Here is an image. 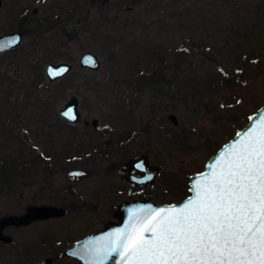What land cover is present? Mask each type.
I'll return each instance as SVG.
<instances>
[{
  "label": "rangeland",
  "instance_id": "rangeland-1",
  "mask_svg": "<svg viewBox=\"0 0 264 264\" xmlns=\"http://www.w3.org/2000/svg\"><path fill=\"white\" fill-rule=\"evenodd\" d=\"M190 1L197 7L182 15L189 26L180 27L181 16L170 17L169 9ZM165 3L168 10H163ZM76 6L74 0L0 3V35L16 30L24 15H61L59 23H52L57 27L24 35L20 46L0 54V121L5 119L6 128L15 133L11 137L2 129L0 138L11 139V148L28 151L27 156L36 154V146L53 167L45 170L46 160L41 161L31 175L2 191L0 216L23 212L32 203L61 204L67 210L62 218L7 227L12 241H0V264H39L46 257L51 258L49 264H77L64 257L63 249L114 220L107 218L114 201L181 200L190 193L191 176L203 170L207 158L264 104V0H80ZM63 9L70 16L64 17ZM160 16L168 18L167 28L157 24ZM187 34L195 36L199 48L190 50L183 63L165 69L163 80L139 87L128 80L135 75L136 63L142 68L151 62L145 53L135 57L136 49L142 53L140 48L149 41L170 53ZM86 50L99 56L97 69L79 65ZM63 60L72 63L71 70L49 80L46 64ZM220 71L244 80L230 82ZM39 74L42 82L37 85ZM192 76V83L182 80ZM186 84L199 89L184 100L182 91L190 93ZM72 95L78 97L82 113L78 122L59 113ZM94 117L96 127L83 123ZM124 132L127 138L119 147L105 153L96 147ZM51 136L55 145H49ZM86 140L91 145L84 155L75 149ZM64 144L83 156L77 163L91 170L89 179L70 186L66 171L72 166ZM59 148L63 154L56 151ZM141 153L160 169L151 185L135 188L116 168ZM103 181L106 187L99 190Z\"/></svg>",
  "mask_w": 264,
  "mask_h": 264
},
{
  "label": "snow or ice",
  "instance_id": "snow-or-ice-1",
  "mask_svg": "<svg viewBox=\"0 0 264 264\" xmlns=\"http://www.w3.org/2000/svg\"><path fill=\"white\" fill-rule=\"evenodd\" d=\"M193 191L182 205L150 209L114 233L95 264L113 254L122 264H264V119Z\"/></svg>",
  "mask_w": 264,
  "mask_h": 264
},
{
  "label": "water",
  "instance_id": "water-1",
  "mask_svg": "<svg viewBox=\"0 0 264 264\" xmlns=\"http://www.w3.org/2000/svg\"><path fill=\"white\" fill-rule=\"evenodd\" d=\"M40 1L44 2L45 0ZM32 10L35 12L37 8L33 7ZM22 37V32L19 30L1 34L0 53L18 46L22 42ZM79 65L81 67L97 69L100 66L99 56L91 50H86L79 58ZM71 68L72 63L68 61L63 60L60 62H48L46 64V75L48 79L52 81L65 75L71 70ZM50 72H60V74L50 75ZM60 113L70 121L77 122L81 115L78 97L75 95L70 96L60 109ZM65 113H69V115H65ZM168 117L173 121V123H177L178 120L175 114L170 113ZM262 119H264V105L259 107L251 115L247 123L241 129H239V131H237L230 140L221 145L217 151L207 159L205 162V169L203 171L194 174L190 178V195L183 198L179 202L168 204L155 203L148 199H124L118 204V207L115 210L114 214L117 220L106 223L102 229H99L95 233L88 235L78 244L65 248L64 253L79 258L83 264H95V261L98 259V257L102 255L106 247L110 245L113 234L121 230H127L130 223H132L137 216L145 215V213L150 209L168 208L170 206L178 207L185 203L190 197H192L194 195V184L198 180H203L206 176H208L212 172L213 167L215 166L221 154L227 152L247 130L258 125ZM86 123H89V120H86ZM90 123L93 126H96L98 124V119L94 117L90 120ZM159 169V165L149 162L148 155L145 153L130 157L117 167V171L122 174V178L132 187L136 188L151 185L154 182ZM67 174L71 180H77L88 176L90 171L86 168H70L67 171ZM64 213L65 208L62 206L43 203L29 204L21 213H9L2 215L0 216V241H12V236L4 231L6 226L27 225L36 219L60 216ZM50 261L51 258L46 257L42 259L39 264H49ZM103 264H122V262L120 261V257L117 254H113L111 257L104 260Z\"/></svg>",
  "mask_w": 264,
  "mask_h": 264
},
{
  "label": "trees",
  "instance_id": "trees-1",
  "mask_svg": "<svg viewBox=\"0 0 264 264\" xmlns=\"http://www.w3.org/2000/svg\"><path fill=\"white\" fill-rule=\"evenodd\" d=\"M76 2V7L79 6L80 4V0H74ZM85 1V0H83ZM88 2H90L91 4L94 3H98L100 2V0H87ZM136 1V0H134ZM79 2V4H78ZM168 4V3H167ZM167 4H163V10L167 9L168 10V6ZM197 7V5L195 6L193 1L187 2L186 4H180L178 7H175L176 10H171L169 9L171 12L169 13L170 17L172 16H181L180 18H178V20L180 21V27H185L187 28L189 26V23L187 21V19H184L186 16H182L185 15L187 12L191 11V10H195ZM66 9V7H65ZM71 10H73V8H70ZM64 10V9H63ZM65 14L64 17H68L70 16L71 12H68L67 10H64ZM192 12V11H191ZM52 14H48V13H44L42 15H38V16H33V17H27L26 15L20 17L19 21H18V25L17 27H15L17 30L21 31L23 33V35L25 36H29L32 34H36L37 30L42 29L44 26H48L49 29L57 27V25L52 24L54 23H59L61 15H52V16H56V18L51 19ZM165 19H168L167 17H158V25H162L163 28H167V23ZM202 20V19H199ZM206 21V18L203 22ZM190 23H192V21L190 20ZM205 24V23H204ZM198 29H201V27L203 26L202 24L199 25L197 24ZM39 34V33H38ZM36 36V35H35ZM32 43V42H31ZM151 42H147L146 45H142L144 47V49L142 50L140 48V50L142 51V53H138V49L135 57H140V55L143 53L146 54V56L149 55L151 62L150 64H148L145 67L140 68L139 66H137L136 63V58L134 60L135 64V69L133 70L135 72V75H133V77H131L128 80H131L132 83L136 86L139 87L140 85L144 84L145 82H149V83H156L159 82L161 79L163 80L164 74H166L165 69L169 68L170 66H173L177 63H183V60L186 59L187 55L189 54L190 50L191 52L195 51V47L198 45L196 44V40H195V36L191 35V34H187L186 39L181 40L180 44L175 46L170 53H166L164 51V49H159V47L157 48L158 45H150ZM157 44V43H156ZM171 57H173V59H170ZM221 75H223V79L225 80H230V82L232 81H243L244 79H240L238 80L236 76H233L230 73H227V71H220ZM39 77H37L36 79L38 80L37 85H40L42 80L39 79ZM194 79V76L192 77H185L182 80H188L189 83H192V80ZM179 81H181L179 79ZM36 82V80H35ZM183 85V83H182ZM186 86H188L186 84ZM189 87L190 93H188V91L185 90V92L182 91V98L185 100L187 96H189L190 94H192V96H194L197 91H198V87L196 85H194V87ZM28 91H31V89H28ZM31 93V92H30ZM9 107H13V104H11ZM0 131L3 130H7L10 131L9 135L11 137H13V131L11 128H6L8 126L6 125V120L3 119L0 121ZM5 124V125H4ZM14 129V128H13ZM71 129H74V127H71ZM132 132V130H130L128 133L130 134ZM9 135H6L7 137H10ZM54 136H51V138L49 137L48 139L50 140L49 145H55V140L53 139ZM68 138H70L68 136ZM126 133H122V135H120L118 138L113 139L111 141L108 140H103L98 146L100 148V151L105 153L109 148H115V147H119L120 144L122 143L123 139H126ZM91 140H93V135L91 134L90 137ZM11 140V139H10ZM9 138H0V193L2 191H4L5 189H10L14 183H16L18 181V179H21L22 177L25 176H29L31 175L37 168L36 166L39 164V162L41 163V161L44 162V160H46L45 162L47 163L46 165H44L45 170L47 169H52V165L49 164V158L46 155H42L40 153V149L37 148L36 146L35 149L37 150L35 155H31V156H27L30 153H27L28 151H25V154L23 150H14L13 148H11V143H9ZM14 140V139H13ZM91 140H86V141H81V143L77 145L75 150H78L77 152H83L84 155L89 154L88 150H86L85 148H88L91 145ZM71 141V139H70ZM72 142V141H71ZM67 144V143H66ZM66 144H64V147L66 146ZM83 148V149H82ZM62 148L58 149V152L60 154H63V150L61 151ZM82 149V150H81ZM80 150V151H79ZM57 151V150H56ZM67 153V152H66ZM58 154V153H57ZM65 154V153H64ZM68 154V153H67ZM77 154V153H76ZM91 154V153H90ZM81 155V154H80ZM58 158V157H57ZM83 158V156H82ZM84 160V158L82 159ZM55 161V160H54Z\"/></svg>",
  "mask_w": 264,
  "mask_h": 264
},
{
  "label": "flooded vegetation",
  "instance_id": "flooded-vegetation-1",
  "mask_svg": "<svg viewBox=\"0 0 264 264\" xmlns=\"http://www.w3.org/2000/svg\"><path fill=\"white\" fill-rule=\"evenodd\" d=\"M18 47V46H17ZM82 114V113H81ZM80 119H81V115H80ZM79 119V120H80ZM78 120V121H79ZM86 120H89V119H84L83 120V123L85 124V125H88L89 123H90V120H89V123H86ZM77 121V122H78ZM99 124V123H98ZM97 124V125H98ZM68 125V124H67ZM96 125V126H97ZM93 126V125H92ZM96 126H93V127H96ZM71 127V126H70ZM72 150H74V148H72V147H66L65 146V153L67 152L68 153V155H67V157H68V159L67 160H69L70 162H71V166L72 167H70V168H86V167H83L84 165H80V164H78V163H80V162H83L82 161V159L83 158H80L79 157V155L78 154H76V152H73ZM58 151V150H57ZM66 153V154H67ZM142 154V153H141ZM140 155V154H139ZM148 155V154H147ZM136 156H138V155H136ZM131 157H133V156H131ZM149 159V158H148ZM58 160H60V158L58 159ZM65 160V159H64ZM78 162V163H77ZM124 162V161H123ZM84 164V163H83ZM119 166V165H118ZM117 166V167H118ZM70 168H68L67 169V171L70 169ZM86 169H88V168H86ZM117 169V168H116ZM89 171H90V174L88 175V176H85V177H82V178H80V179H77V180H71L70 178H69V176H68V174H67V171H66V175H67V178H68V181H69V184H70V186H73V184H77V183H79V182H82V181H85V180H87V179H89L91 176V174H92V172H91V170L90 169H88ZM122 175V174H121ZM90 176V177H89ZM123 179V178H122ZM124 180V179H123ZM102 184H103V186L101 185L100 186V188H99V190H101V189H104L106 186H105V184H104V181L103 182H101ZM128 183V182H127ZM125 184V183H124ZM129 184V183H128ZM126 185V184H125ZM130 185V184H129ZM105 186V187H104ZM131 186V185H130ZM132 187V186H131ZM136 188V187H135ZM124 199H126V197H124V198H122L121 199V201L122 200H124ZM134 199V198H133ZM137 199V198H136ZM128 200H131V199H128ZM120 201V202H121ZM119 202V203H120ZM117 204V205H114V204ZM118 202H116V201H114V203H113V205H112V207L113 206H115V207H113V208H115L114 210H113V212H112V215L111 216H109V217H107L108 219L109 218H114V220H112V221H115L116 220V216H115V210L117 209V207H118V204H119ZM32 204H43V203H32ZM47 204H53V205H59V206H62V207H64L63 205H61V204H55V203H50V202H47ZM65 208V207H64ZM98 209H99V207H97L96 209H94L95 210V212H96V214L98 213L97 211H98ZM66 212H67V210H66V208H65V213L64 214H62V215H60V216H51V217H48V218H44V219H36V220H33L32 222H35V221H39V220H44V221H46V220H51V219H56V218H62V217H64L65 216V214H66ZM21 213V212H20ZM64 215V216H63ZM62 216V217H61ZM107 218H105V220L107 219ZM104 221V220H103ZM31 222V223H32ZM108 222H110V221H107L106 223H108ZM30 223V224H31ZM105 223V224H106ZM27 225H29V224H27ZM11 226H15V225H9V226H6L5 228H4V231L6 230V228L7 227H11ZM20 226H26V225H20ZM20 226H15V227H20ZM96 232V231H95ZM92 233H94V232H92ZM92 233H90V234H87L83 239H85L88 235H91ZM83 239H79L78 241L76 240V242H75V244H73V245H76V244H78L81 240H83ZM1 242H3V241H1ZM5 243V242H4ZM8 243H10V242H8ZM72 246V245H71ZM67 247H69V246H67ZM67 247H65V248H67ZM65 248L63 249V253H64V250H65ZM64 257H66V258H68L69 260L70 259H72V260H74V262L76 263L77 262V264H83L82 263V261L79 259V258H76V257H74V256H71V255H67V254H65L64 253Z\"/></svg>",
  "mask_w": 264,
  "mask_h": 264
}]
</instances>
